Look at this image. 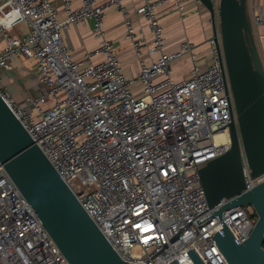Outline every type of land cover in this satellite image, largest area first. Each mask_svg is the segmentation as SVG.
I'll list each match as a JSON object with an SVG mask.
<instances>
[{
	"label": "built area",
	"instance_id": "2783aa9c",
	"mask_svg": "<svg viewBox=\"0 0 264 264\" xmlns=\"http://www.w3.org/2000/svg\"><path fill=\"white\" fill-rule=\"evenodd\" d=\"M169 1L182 7L181 0H142L136 7L151 30L148 40L143 25L136 36L123 0H80L78 7L61 0V8L53 0H0V20L21 12L10 27L0 23V71L15 58H32L39 84L21 102L0 77V95L121 259L194 264L187 252L194 247L204 264H227L212 237L224 225L212 211L235 196L210 207L200 177L202 167L231 148L233 119L238 127L226 63L213 38L206 69L188 41L165 50L156 10ZM212 1L218 9L220 0ZM110 6L126 17V36L139 58L133 78L123 71L115 41L104 35ZM249 19L264 26L262 11ZM88 20L100 42L76 59L65 34ZM185 55L192 60L191 75L176 80L172 63ZM242 159L243 194L263 183L264 173L252 175L243 148ZM223 220L243 242L258 214L238 205L224 210ZM0 264H70L1 160Z\"/></svg>",
	"mask_w": 264,
	"mask_h": 264
},
{
	"label": "water",
	"instance_id": "95a60500",
	"mask_svg": "<svg viewBox=\"0 0 264 264\" xmlns=\"http://www.w3.org/2000/svg\"><path fill=\"white\" fill-rule=\"evenodd\" d=\"M200 1L211 16L217 54L226 63L238 122V127L234 119L231 123V148L200 169L210 207L235 196L212 211L224 225L212 237L227 264H264V182L242 194V148L252 175L264 173V63L247 0H220L218 9L212 0ZM226 90L229 93L228 86ZM0 160L70 264H129L112 248L1 95ZM238 205L252 206L258 214L255 228L243 242L223 220V211ZM187 252L194 264H204L194 247ZM170 263L180 264L177 258Z\"/></svg>",
	"mask_w": 264,
	"mask_h": 264
},
{
	"label": "crops",
	"instance_id": "0c3cea01",
	"mask_svg": "<svg viewBox=\"0 0 264 264\" xmlns=\"http://www.w3.org/2000/svg\"><path fill=\"white\" fill-rule=\"evenodd\" d=\"M55 5L61 8V0H53ZM75 6L80 5V0H74ZM105 2L106 0H97ZM142 0H123L130 18L135 27L136 36H141L140 27L143 25L144 34L150 40L152 34L147 20L137 16L135 9ZM179 5L175 1H169L157 8L159 21L165 32V50L173 52L179 49L184 41L194 46V52L202 69H206L213 56L211 38L213 26L211 16L207 8L200 0H181ZM258 11L264 13V0H247V12L249 18ZM61 14L64 15L63 11ZM254 26V25H253ZM126 17L116 6H110L105 10L103 23L104 35L115 41L118 55L121 60L123 71L127 77L133 78L140 70L139 58L135 53L133 41L126 36ZM259 49L264 63V26H254ZM18 33L17 29L13 33ZM67 42L73 48L76 59H82L87 51L96 49L100 38L94 33L92 21H85L77 26L71 27L65 34ZM5 42L0 35V51ZM147 62L152 59L147 58ZM172 75L176 80L189 78L191 75L192 60L189 55L176 59L172 63ZM35 61L32 58H15L11 62V68L1 69V83L8 85L11 93L21 102L26 100L28 94H33L39 87L35 73Z\"/></svg>",
	"mask_w": 264,
	"mask_h": 264
},
{
	"label": "clouds",
	"instance_id": "9594fccd",
	"mask_svg": "<svg viewBox=\"0 0 264 264\" xmlns=\"http://www.w3.org/2000/svg\"><path fill=\"white\" fill-rule=\"evenodd\" d=\"M21 15V12L19 9L14 10L12 13L9 14V18H6V20H0V23H4L7 26H11L12 22L18 18Z\"/></svg>",
	"mask_w": 264,
	"mask_h": 264
},
{
	"label": "rangeland",
	"instance_id": "374dc122",
	"mask_svg": "<svg viewBox=\"0 0 264 264\" xmlns=\"http://www.w3.org/2000/svg\"><path fill=\"white\" fill-rule=\"evenodd\" d=\"M250 209H251V210H253V207H252V206H250Z\"/></svg>",
	"mask_w": 264,
	"mask_h": 264
}]
</instances>
